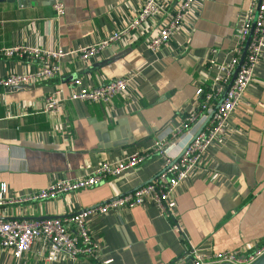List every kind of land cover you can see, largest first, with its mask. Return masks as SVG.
I'll return each instance as SVG.
<instances>
[{
  "label": "crops",
  "instance_id": "crops-1",
  "mask_svg": "<svg viewBox=\"0 0 264 264\" xmlns=\"http://www.w3.org/2000/svg\"><path fill=\"white\" fill-rule=\"evenodd\" d=\"M58 15L49 0L37 3L0 1V48L14 44L74 49L96 43L125 26L143 0H61ZM179 0H172L175 5ZM249 0H204L187 20L189 31L171 45L152 50L149 36L122 47L111 45L90 61L70 58L65 72L30 87H0V212L4 217L45 218L103 204L147 183L161 169L155 153L137 167L103 183L49 200H22L54 178H78L103 160H118L167 140L168 153L180 154L199 120L175 135L185 117L197 110L196 88L208 76V59L217 49L224 59L233 45L236 24ZM34 59L0 58V76L24 73ZM129 78V94L111 105L66 99L61 112L44 110L56 88L69 96L72 81L98 86ZM64 128V129H63ZM122 145L121 149L106 148ZM216 180L196 177L184 182L176 198V219L155 203L93 216L90 227L99 240V259L63 257L48 263L41 242L25 264H174L190 244L203 251L239 250L248 254L264 242V59L255 80L228 122L225 142L211 150ZM8 191H2L3 185ZM45 254V253H44ZM11 249L0 245V264H15ZM212 264H230L217 262ZM252 264H264V256Z\"/></svg>",
  "mask_w": 264,
  "mask_h": 264
},
{
  "label": "built area",
  "instance_id": "built-area-1",
  "mask_svg": "<svg viewBox=\"0 0 264 264\" xmlns=\"http://www.w3.org/2000/svg\"><path fill=\"white\" fill-rule=\"evenodd\" d=\"M171 1L143 0L142 6L125 26L117 28L101 41L81 48L49 49L21 43L0 48V58L18 57L36 61V65L28 72H9L0 76V87L25 86L61 76L65 72L62 63L67 59L90 61L111 45L122 47L125 43L137 41L142 33L148 34L152 50L168 48L177 33L189 31L188 17L194 11H200L204 2L179 0L172 5ZM55 8L58 15L64 13L65 6L61 0L56 1ZM232 42L233 45L224 59L221 58L219 50H212L207 68L212 81L204 85V79L196 88L197 110L185 117L175 135L183 134L192 123H196L199 114H202V126L197 133L189 135L178 156L173 157L167 152V140H158L150 148L135 151L124 158L103 160L91 173L84 176L54 178L45 187L22 197V200L55 199L63 194L97 186L110 176L121 175L158 153L162 158L161 169L147 183L103 204L60 216L8 219L0 212V245L11 249L15 264L26 263L27 254L36 242H41L43 256L48 263L63 257L72 260L82 256L99 259L102 246L92 233L90 221L93 216L121 208L129 209L150 202L155 203L165 215L176 219V227L180 228L175 196L188 180L196 177L216 180L219 177L217 162L211 154L212 147L225 142L228 122L239 103L243 101L264 59V0H249L248 8L236 24ZM128 89L129 78L124 76L98 86L87 85L78 77L72 81L68 97L64 95L62 88L50 92L45 97L44 110L53 115L61 112L66 99L111 105L117 97L127 96ZM2 191H8L7 185H3ZM3 203L0 199V206ZM263 255L264 242L248 254H242L239 250L203 251L200 246L190 244L186 254L174 264H252Z\"/></svg>",
  "mask_w": 264,
  "mask_h": 264
},
{
  "label": "water",
  "instance_id": "water-1",
  "mask_svg": "<svg viewBox=\"0 0 264 264\" xmlns=\"http://www.w3.org/2000/svg\"><path fill=\"white\" fill-rule=\"evenodd\" d=\"M0 1L17 2V3H24V4L40 2V0H0ZM49 1H51L55 4L57 0H49ZM246 48H247V46H246ZM244 55H245V52H244ZM244 55H243V57H244ZM242 60H243V58H242ZM239 67H240V65H239ZM239 67L237 68V70L239 69ZM235 76H236V73L234 74V78H235ZM30 86H32V85H25V86L22 85V86H16V87H11V88L12 89H21V88H26V87H30ZM111 147H112V149H121L123 146L113 144V146H108L106 148H111ZM263 256H261V257H263Z\"/></svg>",
  "mask_w": 264,
  "mask_h": 264
},
{
  "label": "rangeland",
  "instance_id": "rangeland-1",
  "mask_svg": "<svg viewBox=\"0 0 264 264\" xmlns=\"http://www.w3.org/2000/svg\"><path fill=\"white\" fill-rule=\"evenodd\" d=\"M28 60H30V59H28Z\"/></svg>",
  "mask_w": 264,
  "mask_h": 264
}]
</instances>
